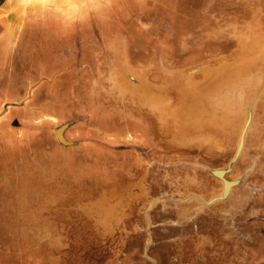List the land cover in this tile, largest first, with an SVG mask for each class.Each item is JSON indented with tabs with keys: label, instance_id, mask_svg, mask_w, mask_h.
Returning <instances> with one entry per match:
<instances>
[{
	"label": "rangeland",
	"instance_id": "rangeland-1",
	"mask_svg": "<svg viewBox=\"0 0 264 264\" xmlns=\"http://www.w3.org/2000/svg\"><path fill=\"white\" fill-rule=\"evenodd\" d=\"M3 38L0 264H264V0H0Z\"/></svg>",
	"mask_w": 264,
	"mask_h": 264
},
{
	"label": "crops",
	"instance_id": "crops-1",
	"mask_svg": "<svg viewBox=\"0 0 264 264\" xmlns=\"http://www.w3.org/2000/svg\"><path fill=\"white\" fill-rule=\"evenodd\" d=\"M4 39H5V38L0 39V40L3 41V46H4V48H5L6 50H8V47L10 46V43H9V46H8V43H4V42H5ZM7 46H8V47H7ZM5 56H7V55H5ZM7 58H8V57H7ZM6 61H7V59H6ZM54 92H55L54 94H55V98H56V99H53V100H55V103H58L59 106H60V105L62 104L61 102L64 101V99H63L64 94L62 93V91H61L59 88L56 89Z\"/></svg>",
	"mask_w": 264,
	"mask_h": 264
},
{
	"label": "flooded vegetation",
	"instance_id": "flooded-vegetation-1",
	"mask_svg": "<svg viewBox=\"0 0 264 264\" xmlns=\"http://www.w3.org/2000/svg\"><path fill=\"white\" fill-rule=\"evenodd\" d=\"M60 129H62L61 127L60 128H58L57 129V132L59 131L60 132V134H59V136L63 139L64 138V135H63V133H61V130ZM65 139V138H64ZM226 183H228V182H225V184ZM229 188V187H228ZM227 192V189H225V193Z\"/></svg>",
	"mask_w": 264,
	"mask_h": 264
},
{
	"label": "water",
	"instance_id": "water-1",
	"mask_svg": "<svg viewBox=\"0 0 264 264\" xmlns=\"http://www.w3.org/2000/svg\"><path fill=\"white\" fill-rule=\"evenodd\" d=\"M60 127H64L63 125L62 126H60ZM59 127V128H60ZM57 133V132H56ZM57 137H59V139L62 141V142H64V143H67L68 142V140H66V139H62L60 136H59V134L57 133Z\"/></svg>",
	"mask_w": 264,
	"mask_h": 264
},
{
	"label": "bare ground",
	"instance_id": "bare-ground-1",
	"mask_svg": "<svg viewBox=\"0 0 264 264\" xmlns=\"http://www.w3.org/2000/svg\"><path fill=\"white\" fill-rule=\"evenodd\" d=\"M61 128L63 129V127H61ZM62 129H60L61 130V133H62ZM57 133L60 134L59 131ZM228 185H229L228 183L225 184V189H227V190H228V187H229Z\"/></svg>",
	"mask_w": 264,
	"mask_h": 264
}]
</instances>
